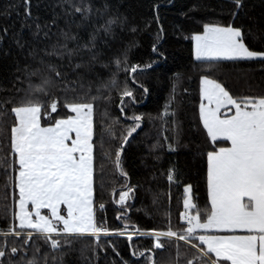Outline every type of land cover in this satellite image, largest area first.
<instances>
[{"label":"snow or ice","instance_id":"6c2138e0","mask_svg":"<svg viewBox=\"0 0 264 264\" xmlns=\"http://www.w3.org/2000/svg\"><path fill=\"white\" fill-rule=\"evenodd\" d=\"M233 2L237 10L244 7L243 0ZM23 6L27 22L32 18V0H23ZM62 7L70 18L65 28L53 32L55 18L48 24L33 20L26 26L32 29L37 43L22 36L14 41L29 62L17 68L20 75L16 80L21 85L27 81V87L16 88L22 94L0 100V144L5 136L8 140V148L0 155V172L11 184L10 193L9 183L4 186L5 214L9 198L12 201L8 227L0 229V264H48L49 253L41 251L38 240L60 252L62 260L64 246H71L74 239L85 234L95 237L97 247H102V236H127L130 242L137 235L151 237L152 247L138 253L141 257L148 253L145 264H158L157 250H170L173 244L176 257L169 264H180L181 255L183 264H264V94L237 96L219 80L202 75L199 121L209 142L204 153L209 205L201 211L188 184L179 216L182 224L174 226L168 212L165 227L143 229L129 223L125 214L118 215L124 220L123 227L111 228L103 222L104 217L98 220L96 215L97 147L127 181L129 173L123 164L126 145L144 121L143 113L127 117L126 104L136 99L130 81L147 92L137 76L152 65L132 63L127 49L102 61L104 53L98 48L97 37L114 35L118 26L128 25L127 17L110 14L112 6L107 0L101 7L93 0H63ZM77 14L82 23L96 17V28L84 43L71 30ZM101 19L103 23H99ZM0 32L7 33L8 29ZM246 39L242 25L215 22L204 23L202 30L191 34L196 60L209 65L221 58H264V50H253ZM43 41L52 43L41 48ZM152 50L163 56L156 43ZM37 61L40 67H33ZM98 63L108 68L110 75L94 92L89 77ZM120 73L124 74L123 81ZM36 76L40 77L38 84L32 79ZM113 90L119 93V111L125 121L131 120L119 130L121 117H112L107 110L96 120L98 101L111 102ZM8 113L14 117L11 124L7 123ZM167 118L166 105L161 119L167 123ZM174 147L168 144L169 149ZM176 175L173 168L167 178L173 181ZM134 187L128 183L119 191L113 187L115 203L128 207L126 202ZM98 208L104 210L105 204L100 202ZM180 242L188 249L183 254ZM30 249L33 251L28 258ZM133 255H137L135 249Z\"/></svg>","mask_w":264,"mask_h":264},{"label":"trees","instance_id":"16d2710c","mask_svg":"<svg viewBox=\"0 0 264 264\" xmlns=\"http://www.w3.org/2000/svg\"><path fill=\"white\" fill-rule=\"evenodd\" d=\"M93 2L96 7H101L106 0ZM107 3L112 6L110 14L127 17L128 25L118 26L114 35L101 34L97 37L98 48L104 53L102 61L107 62L127 49L132 63H151L152 66L137 76L148 89L147 92L130 81L131 86L136 89V99L126 104L127 117H131L133 113H143L144 121L136 133H133L134 139L130 138L131 143L126 145L123 164L129 173L127 181L116 171L110 160L103 158V153L97 147V219L104 217L103 222L107 226L118 228L124 225V220L119 219L118 215L127 214L130 217L129 223L138 224L143 229L160 228L166 226L165 213L170 212L172 224L179 225L183 223L179 216L184 210L185 185H192V200L199 205L201 211L209 205L204 155L209 142L199 121L201 76L210 75L224 83L237 96L264 94V58L220 60L209 65L193 58L191 34L202 30V25L208 22L242 25L247 34L245 42L250 48L264 50V0H243L244 7L239 10L233 0H107ZM62 4L63 0H32V18L26 22L23 0H0V30L8 29L7 33L0 32L3 36L0 39V100L21 95L22 93L16 92V88L27 87V81L21 85L16 80V76L20 75L17 68H22L29 61L15 44V39L22 36L32 44L37 43L33 39L32 29L26 26L31 25L33 20L48 24L55 18L57 26L53 27V32L58 28H65L70 18L64 13ZM99 23H103V19ZM131 27H135L136 31H131ZM94 28L95 16L91 22L82 23L77 14L71 24V30L79 34L81 43L89 40ZM55 38L53 36V41ZM51 43L52 41H43L39 43V47L50 46ZM153 43H156L163 56L153 52ZM83 55L85 59L88 58L86 52ZM33 67H40L39 62H34ZM109 75V69L102 63L95 65L94 72L89 77L93 81L94 92L101 82L107 81ZM32 79L38 84L40 77ZM120 79L123 81V73H120ZM111 95V102L98 101L96 120L99 121L107 110L110 116L121 117V124L117 125L119 130L125 122L131 123V120L125 121L124 115L119 111L118 91L113 90ZM128 99L125 98L126 101ZM166 105L169 108L167 123L161 119ZM13 118V114L8 113L7 123L11 124ZM169 143L175 147L169 149ZM7 148L8 140L5 136L0 144V155ZM173 168L177 175L173 181H169L167 173ZM6 182L9 183L10 193L8 176L0 172V229L8 227L12 213L10 198L8 212L5 214L3 211ZM126 183L135 187L134 194H130L126 202L128 207H123L115 203L111 189L116 187L119 191ZM101 184L103 187H100ZM100 202L105 204L104 210H99ZM152 239L137 235L130 242L127 236H102V247H97L95 237L85 235L74 239L71 246H64L62 260L60 252L50 250L43 240H38V243L42 252L49 253L48 264H135L137 261L145 264L148 253L144 257L138 253L152 247ZM134 249L137 255H133ZM32 251L29 250L28 258ZM187 251L184 242H180L181 254ZM52 257L57 259L54 261ZM175 257V244L170 250H157L156 253L158 264H169V260ZM180 264H183V255L180 257Z\"/></svg>","mask_w":264,"mask_h":264},{"label":"rangeland","instance_id":"374dc122","mask_svg":"<svg viewBox=\"0 0 264 264\" xmlns=\"http://www.w3.org/2000/svg\"><path fill=\"white\" fill-rule=\"evenodd\" d=\"M192 56H193V58L196 60V58H195V55H194V47H193V51H192ZM256 59H262V58H253V59H251V60H256ZM220 60H227V59H224V58H221ZM190 195H191V193H190ZM117 198H118V196H117ZM129 200V199H128ZM127 200V201H128ZM86 235V234H85Z\"/></svg>","mask_w":264,"mask_h":264},{"label":"crops","instance_id":"0c3cea01","mask_svg":"<svg viewBox=\"0 0 264 264\" xmlns=\"http://www.w3.org/2000/svg\"><path fill=\"white\" fill-rule=\"evenodd\" d=\"M192 51H193V41H192ZM210 203V202H209Z\"/></svg>","mask_w":264,"mask_h":264}]
</instances>
